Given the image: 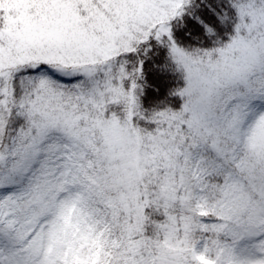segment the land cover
I'll return each instance as SVG.
<instances>
[{
  "label": "snow or ice",
  "instance_id": "snow-or-ice-1",
  "mask_svg": "<svg viewBox=\"0 0 264 264\" xmlns=\"http://www.w3.org/2000/svg\"><path fill=\"white\" fill-rule=\"evenodd\" d=\"M0 264H264V0H0Z\"/></svg>",
  "mask_w": 264,
  "mask_h": 264
}]
</instances>
